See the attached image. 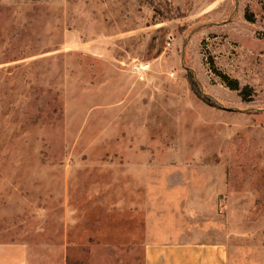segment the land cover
Returning <instances> with one entry per match:
<instances>
[{
  "label": "rangeland",
  "instance_id": "1",
  "mask_svg": "<svg viewBox=\"0 0 264 264\" xmlns=\"http://www.w3.org/2000/svg\"><path fill=\"white\" fill-rule=\"evenodd\" d=\"M165 218L264 264V0H0V247L144 264Z\"/></svg>",
  "mask_w": 264,
  "mask_h": 264
},
{
  "label": "crops",
  "instance_id": "2",
  "mask_svg": "<svg viewBox=\"0 0 264 264\" xmlns=\"http://www.w3.org/2000/svg\"><path fill=\"white\" fill-rule=\"evenodd\" d=\"M162 222L167 224V229L160 230L154 225L148 232L144 264H231L227 250L220 243L191 241L190 232L172 229L171 219L165 218ZM200 233L194 232V238H198ZM51 250L40 247L38 254L43 257L33 262L29 247H0V264H65L56 263V259L50 258L47 251Z\"/></svg>",
  "mask_w": 264,
  "mask_h": 264
},
{
  "label": "trees",
  "instance_id": "3",
  "mask_svg": "<svg viewBox=\"0 0 264 264\" xmlns=\"http://www.w3.org/2000/svg\"><path fill=\"white\" fill-rule=\"evenodd\" d=\"M247 19L250 21V22H253L254 21V18L252 15H246ZM224 79L225 81H227L229 87L233 90H237V91H240V93L243 95V97H250L252 95V90L249 88V87H243L241 88L240 87V84L238 81L236 80H229V78L227 76H224ZM196 94L202 98V100L209 104L210 100L209 99H206L205 96H203L201 93L197 92L196 91Z\"/></svg>",
  "mask_w": 264,
  "mask_h": 264
},
{
  "label": "built area",
  "instance_id": "4",
  "mask_svg": "<svg viewBox=\"0 0 264 264\" xmlns=\"http://www.w3.org/2000/svg\"><path fill=\"white\" fill-rule=\"evenodd\" d=\"M141 68L144 69V70H147L148 69V66H145V67H142L141 66Z\"/></svg>",
  "mask_w": 264,
  "mask_h": 264
}]
</instances>
